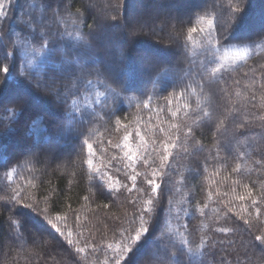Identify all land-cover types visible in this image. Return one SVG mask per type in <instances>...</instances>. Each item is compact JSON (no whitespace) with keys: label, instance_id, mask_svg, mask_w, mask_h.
Returning a JSON list of instances; mask_svg holds the SVG:
<instances>
[{"label":"trees","instance_id":"1","mask_svg":"<svg viewBox=\"0 0 264 264\" xmlns=\"http://www.w3.org/2000/svg\"><path fill=\"white\" fill-rule=\"evenodd\" d=\"M130 1L68 0L71 15L57 21L40 0L35 9L33 0H3L0 264H113L121 233L139 226L151 171L124 155L125 136L138 157L169 138L176 147L144 214L149 231L120 264H174L178 233L193 248L208 241L202 255L178 254L181 264H264L255 239L264 236V0H136L139 17ZM29 12L43 15L53 52L33 51L40 43L21 23ZM77 65L92 84H81L74 107L64 99Z\"/></svg>","mask_w":264,"mask_h":264},{"label":"snow or ice","instance_id":"2","mask_svg":"<svg viewBox=\"0 0 264 264\" xmlns=\"http://www.w3.org/2000/svg\"><path fill=\"white\" fill-rule=\"evenodd\" d=\"M40 10L42 13H46L47 11L52 12V18L54 20H61L63 19L62 13H68V15H71V5L68 3V0H57L56 6L53 7L51 4L47 2V0H40ZM37 7V3L35 0L29 5L30 9H35ZM79 13V10H77ZM7 13L5 11V4L3 0H0V17H6ZM115 19V18H113ZM21 23L25 24L28 28L31 29L32 39L37 40L40 43L39 50L33 49L34 52H43L47 50L49 53L53 52V48L51 47L53 41L49 38L51 35V31L45 30L44 28V17L43 15L39 20H37L34 16L31 15V12L27 14L26 17L21 18ZM77 23V20H72V24L75 25ZM209 26L212 27V22H209ZM190 32H195L196 29L192 28L189 29ZM68 36H70L74 41L77 42V44H87V41H84L83 38L76 33L75 31L67 32ZM58 39H63L62 35H58ZM17 43H27L26 41H17ZM220 68H213L210 75H214L216 72L220 71ZM3 71L7 73L9 69L7 67L3 68ZM88 73L84 71V69L80 66H76L71 72L67 73V78L69 79L70 83L66 87V97L64 99V103H67L68 99H72L75 97L79 91V88L81 84H87L91 85L92 81L86 79V76ZM203 87V85H201ZM103 93H98V95H102ZM59 95V94H58ZM255 99V97H253ZM264 99V97H262ZM72 104L75 107L76 101L75 99H72ZM77 111L79 109H76ZM210 113L208 111H203L204 117L210 118ZM227 115L223 118L219 119V122L216 126L217 132H221V130L224 128L225 120L227 119ZM264 119V118H262ZM249 126V122L244 123H238L236 125V130L239 131L241 128H247ZM163 132L164 130L161 129ZM186 138H192V129L189 128L188 133L186 134ZM124 140L126 143L123 145L127 151L124 153V155L135 164L137 160L143 163L145 167H148L151 169L150 173H144V181L149 186L148 189H140L139 191L143 194L146 199L143 201L144 207L140 210V215L138 216V219L140 221L139 226L135 229H128L124 230V233H121V238L124 243L120 244L114 251L116 252L115 257L113 258V264H120L121 259L124 258V256L128 253H134L135 251H138L140 248V244L138 242L141 241V237L143 234L147 233L149 231L148 227L146 226L147 221L144 220V214L153 212L154 211V204L155 200L153 198L152 194L159 195L161 184L157 183V177L161 176L163 169L167 167V161L172 156V152L170 151V148H175L176 144L174 142H171V139L169 138L168 141L161 142L159 147L153 148V154H148L147 156H137L135 152H133V149L131 148L130 144L127 143L129 140L128 136L124 137ZM140 140L143 143L144 137L140 136ZM87 144V142H85ZM155 143V142H154ZM89 152L92 151V145L87 144ZM183 151L185 153L188 152V147L185 145H182ZM158 162V163H157ZM260 161H257V164H259ZM239 165H237L236 168L233 169V171H238ZM141 173L137 172L135 168L133 167V174L130 175L129 179L133 181V185H135V182L137 180V177L140 176ZM113 189H115V185L111 186ZM211 195V194H209ZM251 193L249 192V196ZM139 198V197H138ZM240 199H244L243 196L240 197ZM171 203V201H169ZM255 204L256 202L253 201ZM25 207H31L30 204H25ZM206 207L204 205L203 207L198 206V210L203 215V208ZM257 214L259 215L260 209H256ZM62 219H66L64 217L57 216L55 218L56 221H60ZM48 223L56 230V232H61V229L57 226V223H55L53 220H48ZM187 227V226H185ZM216 231H219L221 233H229L231 229L226 227H220L216 229ZM126 233V234H125ZM134 233V234H133ZM63 234V233H61ZM68 236H72V231H68ZM163 236V233L161 234ZM179 236V247H177L175 244H173V247L176 248V251L172 253V257L174 258V264H181L180 260L177 258V255H202V249L205 247L206 244H208V241L205 237H201L200 243L195 247L190 246V241L185 236L184 233H178ZM255 239L259 241L261 244H264V236H256ZM69 244H73V241L71 239L68 240ZM135 246V247H134ZM111 248V245H109ZM186 248V251H185ZM76 251L84 252L85 248L78 247ZM130 259V258H129ZM105 264H107V261H105ZM125 264H128V261L125 262Z\"/></svg>","mask_w":264,"mask_h":264},{"label":"rangeland","instance_id":"3","mask_svg":"<svg viewBox=\"0 0 264 264\" xmlns=\"http://www.w3.org/2000/svg\"><path fill=\"white\" fill-rule=\"evenodd\" d=\"M144 1V0H143ZM237 1V0H236ZM238 1H242V0H238ZM245 1V3H246V0H244ZM243 1V2H244ZM262 2V0H260V5L262 4L261 3ZM129 4L131 5V7L132 8H134V10H133V13H132V11H131V16L133 17V16H138L139 17V13L138 12H143L142 10H140L139 11V9H137V7H139V6H137V3H136V0H131L130 2H129ZM133 5H134V7H133ZM260 9V6L258 7V10ZM258 10L256 11V10H253V11H251V13H253L254 15L258 12ZM246 14V13H245ZM252 14V15H253ZM150 28V27H149ZM238 29V28H237ZM236 29V30H237ZM140 54H142V51L140 52ZM146 55V54H145ZM3 164V162L0 164V165H2Z\"/></svg>","mask_w":264,"mask_h":264}]
</instances>
